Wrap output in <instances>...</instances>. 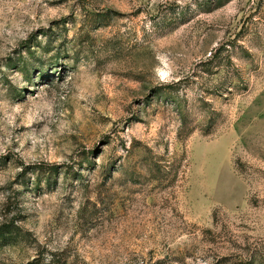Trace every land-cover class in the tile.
Returning <instances> with one entry per match:
<instances>
[{
	"label": "rangeland",
	"instance_id": "rangeland-1",
	"mask_svg": "<svg viewBox=\"0 0 264 264\" xmlns=\"http://www.w3.org/2000/svg\"><path fill=\"white\" fill-rule=\"evenodd\" d=\"M51 252L264 264V0H0V264Z\"/></svg>",
	"mask_w": 264,
	"mask_h": 264
},
{
	"label": "trees",
	"instance_id": "trees-1",
	"mask_svg": "<svg viewBox=\"0 0 264 264\" xmlns=\"http://www.w3.org/2000/svg\"><path fill=\"white\" fill-rule=\"evenodd\" d=\"M211 56V54H210ZM213 55L209 58H207L206 62L210 61L212 59ZM52 170H55L56 166L54 165H50ZM59 257H57L56 253L51 252L49 253V255H40L37 256L35 258H33L31 261L27 262L26 264H57V260ZM62 264H66V261H64V263Z\"/></svg>",
	"mask_w": 264,
	"mask_h": 264
}]
</instances>
